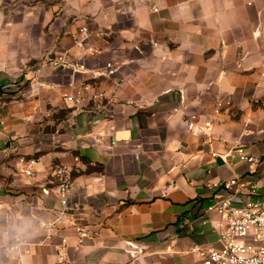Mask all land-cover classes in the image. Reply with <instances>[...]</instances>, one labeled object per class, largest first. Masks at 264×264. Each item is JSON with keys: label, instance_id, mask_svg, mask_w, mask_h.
<instances>
[{"label": "crops", "instance_id": "1", "mask_svg": "<svg viewBox=\"0 0 264 264\" xmlns=\"http://www.w3.org/2000/svg\"><path fill=\"white\" fill-rule=\"evenodd\" d=\"M11 1L0 0V264H203L188 251L220 247L207 208L227 193L212 184L238 177L264 193V0H18L13 16ZM84 25L80 48L70 35ZM65 53L89 72L55 63ZM84 80L85 100L66 102ZM237 146L254 161L226 163ZM56 165L72 170L79 210L50 230ZM23 222L27 233L12 231Z\"/></svg>", "mask_w": 264, "mask_h": 264}, {"label": "built area", "instance_id": "2", "mask_svg": "<svg viewBox=\"0 0 264 264\" xmlns=\"http://www.w3.org/2000/svg\"><path fill=\"white\" fill-rule=\"evenodd\" d=\"M90 34L89 27L84 25L73 33L71 38L77 47L85 48L86 39ZM55 63L71 69L74 73L87 74L89 72L83 62L70 59L67 53L58 56ZM108 68H111V65H108ZM91 89L92 85L84 80L79 86L77 95H65V100L70 104H81L85 100L84 92ZM92 99L99 103L111 101L105 92L93 93ZM196 119L195 115L190 117V129L195 127ZM210 126V122L205 123V127L209 128ZM217 155L216 153L212 154L213 157ZM220 156L226 163L232 156L249 163L254 161L241 146H237L232 153ZM35 162L32 160L29 167ZM53 175L60 198V217L52 222L40 221V225L50 230H58L59 219L76 213L79 206L70 202L73 186L72 170L66 165H56ZM211 188L227 193L223 197L216 196L215 201L207 208L208 212L215 213L219 217L214 226L219 237L220 247L196 245L190 247L188 252L198 257L203 264H264V193L261 192L260 186L256 183L242 181L238 177H232L212 184ZM244 196L248 198L246 201L242 200ZM31 217L37 218L36 215ZM75 227L79 236V244H82L86 228L84 226ZM21 245L23 243H18L6 250L8 252L19 251ZM64 259V256H61V262Z\"/></svg>", "mask_w": 264, "mask_h": 264}, {"label": "rangeland", "instance_id": "3", "mask_svg": "<svg viewBox=\"0 0 264 264\" xmlns=\"http://www.w3.org/2000/svg\"><path fill=\"white\" fill-rule=\"evenodd\" d=\"M52 1L53 0H27L26 6L28 7V9H34L35 7H37V8H46L47 10H49ZM6 6H7V10H10V13L13 16L15 14V12L18 11L19 2H18V0H12L11 3L9 5H6ZM70 37H71V35H70ZM47 58L51 59L50 56H48ZM0 169H1V162H0Z\"/></svg>", "mask_w": 264, "mask_h": 264}, {"label": "clouds", "instance_id": "4", "mask_svg": "<svg viewBox=\"0 0 264 264\" xmlns=\"http://www.w3.org/2000/svg\"><path fill=\"white\" fill-rule=\"evenodd\" d=\"M30 228H31L30 224H28L27 222H23L20 225H18L17 227H15L12 231L17 233L18 235H20V234L27 233Z\"/></svg>", "mask_w": 264, "mask_h": 264}]
</instances>
